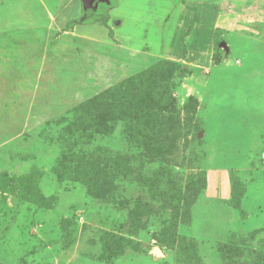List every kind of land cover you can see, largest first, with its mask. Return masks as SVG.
<instances>
[{
  "label": "rangeland",
  "instance_id": "obj_1",
  "mask_svg": "<svg viewBox=\"0 0 264 264\" xmlns=\"http://www.w3.org/2000/svg\"><path fill=\"white\" fill-rule=\"evenodd\" d=\"M0 264H264V0H0Z\"/></svg>",
  "mask_w": 264,
  "mask_h": 264
},
{
  "label": "trees",
  "instance_id": "obj_2",
  "mask_svg": "<svg viewBox=\"0 0 264 264\" xmlns=\"http://www.w3.org/2000/svg\"><path fill=\"white\" fill-rule=\"evenodd\" d=\"M118 93L119 92L117 90V92H115L114 95L116 96ZM123 98H127V97L124 96ZM135 99H140V98L137 97V98H134V100ZM134 100H133V105L135 108L133 109L130 106L129 110H132V113L138 116L140 112H137L138 105L135 103ZM139 101H137V103H139ZM139 108L141 109L140 106ZM93 163L94 164H91V166L93 169L96 168L97 171L104 170V168L110 166V163L108 162V160H106L105 158H101V157L96 158V161ZM140 183L146 186L151 191L153 196L163 203L164 207H167L168 209L173 210V214L175 215L174 216L175 220L173 221V224H172V230L174 231L177 230L178 225L180 224L179 217L183 209L182 207H184L185 205L190 206L191 204H193V202L198 197V194L193 193V191L191 193H184L182 194L184 202H182V204L178 202L179 200L176 199L177 195L176 193H174V190L172 187L174 185L173 176L167 170L157 172L149 177L142 176L140 178ZM206 185L207 184L205 180H200L197 187L205 188ZM166 186L168 187L166 188ZM232 206L236 207V205H232ZM181 218L183 219L181 223H186L188 220L187 213H185L183 216L181 215Z\"/></svg>",
  "mask_w": 264,
  "mask_h": 264
},
{
  "label": "water",
  "instance_id": "obj_3",
  "mask_svg": "<svg viewBox=\"0 0 264 264\" xmlns=\"http://www.w3.org/2000/svg\"><path fill=\"white\" fill-rule=\"evenodd\" d=\"M83 4L84 11H92L93 13L99 9L100 5H111V0H81ZM118 24V22H117ZM156 257L164 256L163 253L159 249H154L152 252Z\"/></svg>",
  "mask_w": 264,
  "mask_h": 264
},
{
  "label": "flooded vegetation",
  "instance_id": "obj_4",
  "mask_svg": "<svg viewBox=\"0 0 264 264\" xmlns=\"http://www.w3.org/2000/svg\"><path fill=\"white\" fill-rule=\"evenodd\" d=\"M100 6H101V5H100ZM100 6H99V7H100ZM88 13H90V14H91V13H93V12H92V11H88V12H87V14H88Z\"/></svg>",
  "mask_w": 264,
  "mask_h": 264
}]
</instances>
